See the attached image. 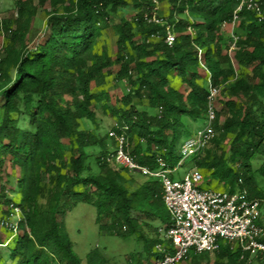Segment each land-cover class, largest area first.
<instances>
[{
	"label": "trees",
	"instance_id": "trees-1",
	"mask_svg": "<svg viewBox=\"0 0 264 264\" xmlns=\"http://www.w3.org/2000/svg\"><path fill=\"white\" fill-rule=\"evenodd\" d=\"M12 1L16 15L0 18V177L10 184L1 185L0 206H8L0 211L7 216L17 203L22 219L20 233L0 248V264H83L66 230L80 203L95 207L103 234L143 240L147 261L158 258L159 244L161 254L173 250L162 182L143 173L140 180L117 161L111 131L139 164L155 170L162 160L174 177L190 124L206 120L214 134L190 171L208 174L216 188L246 189L263 205L264 0H256L260 14L237 11L242 0ZM40 9L41 29L34 26ZM109 28L113 52L103 40ZM110 78L124 87L115 98ZM99 110L115 119L111 127ZM95 250L87 264L105 262ZM213 252L214 264H264L261 254L242 258L229 241ZM209 253L187 257L208 264Z\"/></svg>",
	"mask_w": 264,
	"mask_h": 264
},
{
	"label": "built area",
	"instance_id": "built-area-1",
	"mask_svg": "<svg viewBox=\"0 0 264 264\" xmlns=\"http://www.w3.org/2000/svg\"><path fill=\"white\" fill-rule=\"evenodd\" d=\"M244 6L256 10L260 14V5L256 0H242L237 8ZM235 15L232 25L237 23ZM159 21V19H157ZM175 34L168 29L166 41L171 44ZM2 57L0 54V73ZM218 92L212 87L210 98ZM209 120L215 117V110L210 103ZM118 143L116 160L145 175L157 177L162 182L163 199L167 207L171 224L164 232L166 239L173 248L171 252L161 254L152 261L141 264H179L192 251L213 252L220 248L221 242H236L250 259L256 254L264 257V228L259 224L261 215V199L251 197L246 189L230 191L220 188H199L205 180L203 172L194 169L187 172L183 178L171 177L172 170L160 160V168L151 169L141 165L124 149L123 135L111 131ZM214 131L209 124L200 130L195 137H189L181 146L183 160L196 155L200 148L213 136ZM160 252H165L164 245L159 244ZM236 247V245H234Z\"/></svg>",
	"mask_w": 264,
	"mask_h": 264
},
{
	"label": "rangeland",
	"instance_id": "rangeland-1",
	"mask_svg": "<svg viewBox=\"0 0 264 264\" xmlns=\"http://www.w3.org/2000/svg\"><path fill=\"white\" fill-rule=\"evenodd\" d=\"M161 7L164 13L167 15L168 7L165 4H161ZM16 15V11L13 5L12 0H0V18H10ZM118 20L117 18L114 21ZM45 22V13L40 9L38 15L35 18L34 26L36 28H42ZM231 26V25H230ZM4 33L0 32V54H2V48L4 44ZM103 40L106 43L110 52L115 50V40L116 36L112 28H109L105 31L103 36ZM109 90L111 96L115 98V96L119 95L124 88L121 83L112 80L110 78L108 86H106ZM219 105V104H218ZM99 117L102 118L101 122L105 126V128L111 127L115 123V119L111 116L104 113L102 110H99ZM191 132L190 137L197 136V133L200 130H204L208 127L209 123L206 120H200L196 123H191ZM185 136V135H184ZM183 136V137H184ZM185 138V137H184ZM180 145L178 147V151L181 150ZM189 156L184 159L185 163L180 165L174 174V179H181L183 176L190 171V159L193 157ZM17 173V169L15 171ZM134 175L140 179L144 180L147 177L143 176L142 173L135 172ZM204 180L199 188H216V185L209 181V175L203 174ZM14 178V177H11ZM15 179V178H14ZM7 177H0V189L2 184H6L9 187L10 184L7 182ZM13 181V179H12ZM15 183V181H14ZM220 189H224V187H217ZM237 190V189H236ZM235 190V191H236ZM14 195V194H13ZM20 199V194L16 196V202ZM2 210L7 209V204L2 202ZM167 209V207H166ZM10 213L7 216H2V212L0 211V238L5 241L3 244H0V248L6 250L7 242H13L14 236L17 233H20L21 229V219H22V209L17 203L11 205L9 209ZM168 211V210H167ZM259 224L264 228V200L263 205L261 206V215L259 219ZM66 230L69 234L71 240L74 243V247L78 255L82 258L83 264H87L86 257L87 254L96 249V253H100L105 258V262L103 264H132L136 260H141L142 262H147V253L144 249V241L138 240L135 236H116V235H108L103 234L99 230V226L95 222V207L90 204L80 203L73 210L68 212L66 217ZM233 245H238V243L233 242ZM157 257L160 256L161 252L159 249L156 250ZM194 251L191 252L193 254ZM210 258H208V264H214L216 257L214 252L208 254ZM156 257H151L150 261L154 260ZM134 261V262H132ZM179 264H192L191 258L186 257ZM253 264H260L259 261H253Z\"/></svg>",
	"mask_w": 264,
	"mask_h": 264
}]
</instances>
